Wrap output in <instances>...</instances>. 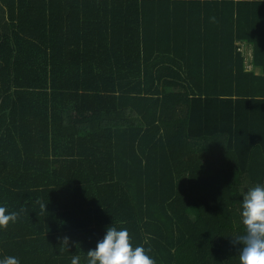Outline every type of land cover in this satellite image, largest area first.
Segmentation results:
<instances>
[{"label": "trees", "instance_id": "1", "mask_svg": "<svg viewBox=\"0 0 264 264\" xmlns=\"http://www.w3.org/2000/svg\"><path fill=\"white\" fill-rule=\"evenodd\" d=\"M0 8V206L25 209L0 258L85 264L114 224L156 264H239L264 184V0Z\"/></svg>", "mask_w": 264, "mask_h": 264}, {"label": "clouds", "instance_id": "2", "mask_svg": "<svg viewBox=\"0 0 264 264\" xmlns=\"http://www.w3.org/2000/svg\"><path fill=\"white\" fill-rule=\"evenodd\" d=\"M37 203L41 212H47V205L40 201ZM241 209L244 232L232 238L234 243L242 245L239 264H264V184H256L244 194ZM23 211L25 209L22 208L19 212H9L6 207L0 206V229H7L10 224L16 223ZM69 243L70 239L64 237L59 249H68ZM76 247L79 248V244ZM149 251L144 246L133 247L127 228L118 230L113 224L107 228L95 249L85 254V264H156L148 255ZM0 264H20V261L14 256H5L0 258ZM71 264H81V256L73 255Z\"/></svg>", "mask_w": 264, "mask_h": 264}, {"label": "crops", "instance_id": "3", "mask_svg": "<svg viewBox=\"0 0 264 264\" xmlns=\"http://www.w3.org/2000/svg\"><path fill=\"white\" fill-rule=\"evenodd\" d=\"M2 17H6V14H4L3 11H2V9L0 8V20L4 21L3 19H1ZM6 20H7V17H6ZM246 48H247L246 55L250 59V56H251V47L250 46H247Z\"/></svg>", "mask_w": 264, "mask_h": 264}, {"label": "rangeland", "instance_id": "4", "mask_svg": "<svg viewBox=\"0 0 264 264\" xmlns=\"http://www.w3.org/2000/svg\"><path fill=\"white\" fill-rule=\"evenodd\" d=\"M249 62V61H248ZM248 68H250V66H248Z\"/></svg>", "mask_w": 264, "mask_h": 264}]
</instances>
